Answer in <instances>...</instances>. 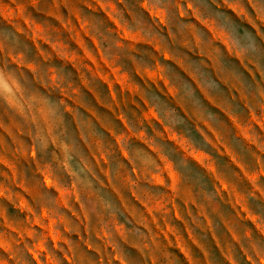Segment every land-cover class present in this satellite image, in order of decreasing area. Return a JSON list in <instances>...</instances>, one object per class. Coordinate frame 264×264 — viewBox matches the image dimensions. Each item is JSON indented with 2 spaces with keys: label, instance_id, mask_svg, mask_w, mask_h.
Here are the masks:
<instances>
[{
  "label": "rangeland",
  "instance_id": "rangeland-1",
  "mask_svg": "<svg viewBox=\"0 0 264 264\" xmlns=\"http://www.w3.org/2000/svg\"><path fill=\"white\" fill-rule=\"evenodd\" d=\"M0 264H264V0H0Z\"/></svg>",
  "mask_w": 264,
  "mask_h": 264
}]
</instances>
